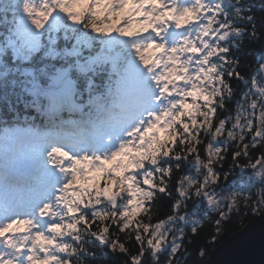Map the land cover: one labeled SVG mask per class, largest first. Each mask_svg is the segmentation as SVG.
I'll return each instance as SVG.
<instances>
[{
	"label": "snow or ice",
	"instance_id": "6c2138e0",
	"mask_svg": "<svg viewBox=\"0 0 264 264\" xmlns=\"http://www.w3.org/2000/svg\"><path fill=\"white\" fill-rule=\"evenodd\" d=\"M253 219L264 0H0V264H205Z\"/></svg>",
	"mask_w": 264,
	"mask_h": 264
},
{
	"label": "water",
	"instance_id": "95a60500",
	"mask_svg": "<svg viewBox=\"0 0 264 264\" xmlns=\"http://www.w3.org/2000/svg\"><path fill=\"white\" fill-rule=\"evenodd\" d=\"M247 229L244 236L239 233ZM264 237V224L250 223L238 233L221 243L211 254L206 264H264V247L261 246ZM251 240V246L245 241Z\"/></svg>",
	"mask_w": 264,
	"mask_h": 264
},
{
	"label": "trees",
	"instance_id": "16d2710c",
	"mask_svg": "<svg viewBox=\"0 0 264 264\" xmlns=\"http://www.w3.org/2000/svg\"><path fill=\"white\" fill-rule=\"evenodd\" d=\"M261 15V13L257 12V16ZM245 44L247 45L248 48L251 49V52L249 53V58L248 60L246 61V63H250L251 66L254 68L256 65L255 63L253 62L254 61V57L252 55V53H258L259 50L261 49V44L259 42L257 43H253V44H248L247 41H245ZM261 221L258 220V219H253V220H248V221H245L244 224L240 225L239 227H237L234 231L232 232H228L226 235L222 236L218 241L217 243L212 246L209 250V254L207 257H205V264L207 262V260L209 259V257L211 256L212 252L223 242H225L226 240H228L230 237H232L233 235H235L236 233H238L244 226H246L247 224H250V223H260ZM119 260H120V257H116L115 258V261H109L107 262V264H119Z\"/></svg>",
	"mask_w": 264,
	"mask_h": 264
}]
</instances>
